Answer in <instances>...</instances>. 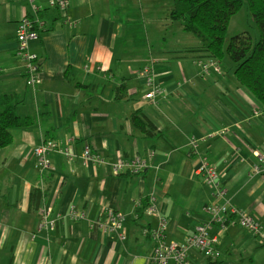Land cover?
Instances as JSON below:
<instances>
[{"label": "crops", "instance_id": "0c3cea01", "mask_svg": "<svg viewBox=\"0 0 264 264\" xmlns=\"http://www.w3.org/2000/svg\"><path fill=\"white\" fill-rule=\"evenodd\" d=\"M172 7L69 0L61 10L50 0H0V96H12L18 116L33 120L13 129L12 143L0 149V264H157L144 233L159 226L145 213L152 204L167 220L168 241L184 243L199 223L218 238L219 259L191 249L190 264H264L260 236L210 219L205 207L217 200L197 174L207 157L225 191L220 202L264 225V172L253 170L264 153V106L239 84L234 65L203 66L213 58L192 50L200 39L181 44L169 36ZM25 17L44 23L30 44L42 65L35 89L17 53ZM142 19L145 33L136 31ZM147 65L165 90L153 102L145 98ZM136 111L155 134L134 125ZM48 140L72 158L52 152V169L44 172L33 150ZM86 146L104 161H83ZM137 158L144 161L139 174L127 166L115 172L117 162ZM109 209L124 215V238L103 228Z\"/></svg>", "mask_w": 264, "mask_h": 264}, {"label": "built area", "instance_id": "2783aa9c", "mask_svg": "<svg viewBox=\"0 0 264 264\" xmlns=\"http://www.w3.org/2000/svg\"><path fill=\"white\" fill-rule=\"evenodd\" d=\"M30 1L34 2L35 0ZM50 2L52 6H56L61 10H65L69 5V0H50ZM43 25V21H34L29 17H25L20 21L17 28V53L26 62V84L32 89H35L42 80V65L38 55L31 50L30 44L32 41L39 38L40 29ZM210 64L217 67V63L215 62H211ZM203 66L207 68L209 65L204 64ZM142 74L148 87L145 94V98L148 101L153 102L158 95H164L165 90L155 81L151 65L145 66ZM197 147V139H192V150H196ZM63 150L66 149L61 148V146L53 140H48L35 147L33 152L36 157L37 168L44 172L51 170L52 163L49 155L55 151H61L65 153L67 157L72 158V155L68 151ZM257 156L259 157V162L254 165L253 170L258 174L264 172V153H257ZM81 157L86 163L90 161L96 163L104 161V158L94 153L89 146L85 147ZM125 166L129 167L133 173L139 174L143 169L144 161L138 158L130 163L121 160L114 164V170L118 173ZM197 174H199L206 184L214 190V196L217 200L205 207V211L210 219L224 225L229 221V218L235 216L236 221L233 222H238L240 225L250 230L254 235L260 236L264 241V225L256 216L238 209L229 202H220V200L225 197V191L221 186L217 168L209 162L207 157L202 158ZM72 211L74 213V209ZM146 212L148 215L156 216L159 220V226L157 228L153 230H144V233L150 235V238L154 242L151 256L153 262L157 264H168L170 261H175L179 264H190L188 252L191 249L200 250L210 259H219L221 257L222 253L218 248V238L210 235L208 224L199 223L195 227L194 232L187 237L184 243H178L166 239L167 220L161 215L159 209L154 204L150 205ZM124 219L122 213L109 209L107 211L106 221L103 222L102 226L106 232L120 233L121 238H124L125 236L121 233Z\"/></svg>", "mask_w": 264, "mask_h": 264}, {"label": "trees", "instance_id": "16d2710c", "mask_svg": "<svg viewBox=\"0 0 264 264\" xmlns=\"http://www.w3.org/2000/svg\"><path fill=\"white\" fill-rule=\"evenodd\" d=\"M246 3L260 30V40L254 44L251 36L239 34L232 37L225 49L229 22ZM167 16L173 22H180L185 32L200 39L201 45L192 50L206 53L219 62L229 55L235 63L234 74L239 84L264 106V0H173ZM121 89L116 91L117 100L122 96ZM13 99L7 94L0 96V149L12 143L13 129L33 124L32 118L18 116ZM132 119L142 132L155 134L154 124L142 118L140 111H136ZM233 221H236L235 216L226 223Z\"/></svg>", "mask_w": 264, "mask_h": 264}, {"label": "rangeland", "instance_id": "374dc122", "mask_svg": "<svg viewBox=\"0 0 264 264\" xmlns=\"http://www.w3.org/2000/svg\"><path fill=\"white\" fill-rule=\"evenodd\" d=\"M114 1H121V0H114ZM136 1H140V0H136ZM147 1L152 2L154 4H161V3L172 2L173 0H145V2H147ZM165 6H167V5H165ZM152 11L155 12L158 10L154 7ZM143 12L146 14H151V10H149L148 8H144V7H143ZM139 16H141V14H139ZM136 25L138 27L136 29L137 32H142V33L144 32L145 33L147 31V28H145L143 31V19L140 21V23H137ZM173 26H174L175 30H174V32L172 30H170L169 36H171L172 33H175L176 39L179 38V43H181V44H189L190 43L191 44V42L194 39H198V38H195L196 36L193 33L183 31V27H182L180 22H174ZM243 33L251 36L254 44H256L260 40V37H261L260 30H259V28H258V26H257V24H256V22L252 16L251 12H250V10H249L247 3L244 4L242 9L236 15H234L229 22L228 31H227V35H226V41H225V49L227 48L228 44L230 43L232 37L239 35V34H243ZM211 62H215V60L209 59L206 61V64L211 66V64H210ZM215 63H219V61H217ZM221 63H223L224 66H228V65H234L235 66L234 61L227 54L225 55V57Z\"/></svg>", "mask_w": 264, "mask_h": 264}]
</instances>
